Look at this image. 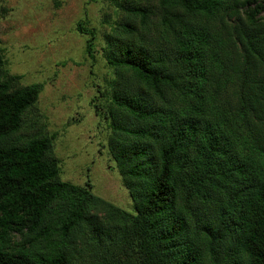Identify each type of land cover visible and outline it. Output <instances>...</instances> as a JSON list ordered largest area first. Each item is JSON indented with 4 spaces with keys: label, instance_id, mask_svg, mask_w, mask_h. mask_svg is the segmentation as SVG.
Segmentation results:
<instances>
[{
    "label": "trees",
    "instance_id": "16d2710c",
    "mask_svg": "<svg viewBox=\"0 0 264 264\" xmlns=\"http://www.w3.org/2000/svg\"><path fill=\"white\" fill-rule=\"evenodd\" d=\"M114 3L102 115L133 212L62 180L54 136L16 141L41 86L0 79V264H264V0H159L155 48Z\"/></svg>",
    "mask_w": 264,
    "mask_h": 264
},
{
    "label": "rangeland",
    "instance_id": "374dc122",
    "mask_svg": "<svg viewBox=\"0 0 264 264\" xmlns=\"http://www.w3.org/2000/svg\"><path fill=\"white\" fill-rule=\"evenodd\" d=\"M115 1L150 10L145 27L135 20V38L150 48L164 44L169 34L161 27L159 0H0V79L16 76V85L41 86L14 139L23 143L33 136H54L62 180L90 184L96 196L133 212L108 150L110 129L102 115L110 83L118 78L106 62L105 37L131 19ZM79 22L93 29L94 37L78 32Z\"/></svg>",
    "mask_w": 264,
    "mask_h": 264
}]
</instances>
